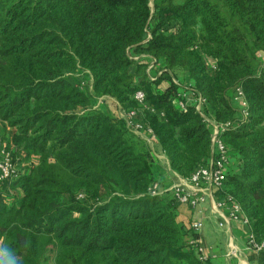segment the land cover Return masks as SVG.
<instances>
[{
  "label": "trees",
  "instance_id": "1",
  "mask_svg": "<svg viewBox=\"0 0 264 264\" xmlns=\"http://www.w3.org/2000/svg\"><path fill=\"white\" fill-rule=\"evenodd\" d=\"M150 3L0 0V121L18 168L0 178V241L22 264H215L201 258L193 222L179 220L182 205L193 208L173 190L151 192L167 187L158 160L119 112L137 111L189 178L214 155L212 129L194 105L180 107L175 81L201 93L217 122L239 124L221 134L229 166L214 195L232 197L264 241V0ZM151 62L161 66L154 80Z\"/></svg>",
  "mask_w": 264,
  "mask_h": 264
},
{
  "label": "built area",
  "instance_id": "2",
  "mask_svg": "<svg viewBox=\"0 0 264 264\" xmlns=\"http://www.w3.org/2000/svg\"><path fill=\"white\" fill-rule=\"evenodd\" d=\"M138 59V57H135ZM155 62V61H154ZM154 62L149 66V70L154 66ZM214 68V65H212ZM161 74V72L159 73ZM150 76V79L154 80L156 76ZM175 83L182 88L190 91L191 99L187 98L186 94L183 93V99L179 102V105L182 109H186L188 105H194L196 111L203 117L204 121L209 124L212 129L211 140L213 144V153L211 161L207 166H199L194 173L189 177V181L191 182V189L187 190L183 188L181 185H176L174 187L164 188L163 190L159 189V185L155 184L151 192L153 194H161L166 191H174L177 198L185 204L190 205L193 209L199 207L203 202L206 201L208 196H211L212 199H215L214 191L218 188H223L224 182L227 179V169L229 166V155L228 150L225 143L221 139V134L230 129H236L239 125L238 123L232 122H217L209 113L207 103L205 98L201 93L196 91L192 86H185L175 81ZM235 99L239 103L241 107L240 118L241 120H246L248 117V104L244 97L243 88L241 86H236L234 89ZM135 100L140 105L141 109L146 108V95L143 91H137L135 93ZM142 111V110H141ZM126 117H124L127 126L139 134L145 140L148 141L149 144L155 142V137L152 134L150 128L144 126L142 123L136 120L137 111L129 110L126 111ZM152 142V143H151ZM4 165H0V178L7 179L13 177L17 171V166L13 164L10 158L9 152L5 156ZM221 202H229L232 206V212L230 217L232 220H239L244 223L248 228V247L254 251H262L264 249V241L259 243L252 231L250 230L248 219L243 216L241 207L233 200L232 197H226L224 199L218 200ZM192 228L196 232H200L203 228V222L194 221L192 223ZM202 253L201 258L206 259V255L204 254L203 247L199 248Z\"/></svg>",
  "mask_w": 264,
  "mask_h": 264
},
{
  "label": "crops",
  "instance_id": "3",
  "mask_svg": "<svg viewBox=\"0 0 264 264\" xmlns=\"http://www.w3.org/2000/svg\"><path fill=\"white\" fill-rule=\"evenodd\" d=\"M184 93L191 99L190 91L185 89ZM119 112L122 117H126V110L120 108ZM152 144L153 154L162 164H156L155 174L173 183L167 184V187L181 185L190 190L189 178H183L174 172L159 143L155 141ZM231 212V203H223L208 196L196 209L188 210L182 205L179 220L184 223L203 222V228L198 232L199 242L206 257H211L215 264H264V249L257 252L248 247V227L239 220H232Z\"/></svg>",
  "mask_w": 264,
  "mask_h": 264
},
{
  "label": "rangeland",
  "instance_id": "4",
  "mask_svg": "<svg viewBox=\"0 0 264 264\" xmlns=\"http://www.w3.org/2000/svg\"><path fill=\"white\" fill-rule=\"evenodd\" d=\"M155 1L156 0H151L150 5H151L152 9H154ZM151 64H152V62L150 63V65ZM160 72H161V66L155 64V66H153L149 70L148 73L151 76H159ZM74 77L76 78V80L78 81L80 86L83 88V90L86 91L90 95L91 100H92V104L94 106H98L102 102L103 99L98 97L97 95H92V92H93L92 91V77H91L90 73L88 71L80 69L74 73ZM185 86H189L188 82H185ZM11 132H12V130L9 129L6 125H3L0 121V165H4V163H5V161H4L6 158L5 156L8 153L7 149L10 147L9 139H10ZM150 146H153V144H150ZM155 149H156V147H155ZM33 160H34V162H38L37 156H34ZM157 163H159V165H162L158 161H157ZM22 165L23 164L19 162V164H18L19 168H23ZM164 183L165 184H173V183H170L168 180L167 181L164 180ZM166 186H168V185H166ZM165 188H168V187H165Z\"/></svg>",
  "mask_w": 264,
  "mask_h": 264
},
{
  "label": "clouds",
  "instance_id": "5",
  "mask_svg": "<svg viewBox=\"0 0 264 264\" xmlns=\"http://www.w3.org/2000/svg\"><path fill=\"white\" fill-rule=\"evenodd\" d=\"M0 264H22L15 252L0 241Z\"/></svg>",
  "mask_w": 264,
  "mask_h": 264
}]
</instances>
